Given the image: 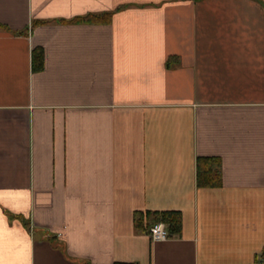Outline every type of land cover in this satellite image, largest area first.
Returning <instances> with one entry per match:
<instances>
[{"label": "crops", "instance_id": "obj_1", "mask_svg": "<svg viewBox=\"0 0 264 264\" xmlns=\"http://www.w3.org/2000/svg\"><path fill=\"white\" fill-rule=\"evenodd\" d=\"M0 24V264L259 263L264 0H0Z\"/></svg>", "mask_w": 264, "mask_h": 264}, {"label": "trees", "instance_id": "obj_2", "mask_svg": "<svg viewBox=\"0 0 264 264\" xmlns=\"http://www.w3.org/2000/svg\"><path fill=\"white\" fill-rule=\"evenodd\" d=\"M259 1V0H258ZM111 13L87 14L74 20L87 22H104L110 20ZM0 28H8L0 24ZM20 33V31H19ZM34 66L41 69L43 67V51L40 48L34 50ZM198 183L202 186H220L222 184V160L218 156H200L198 159ZM154 217L150 226L162 221L166 223L169 236L179 233L182 227V215L178 210H167L161 212H150ZM150 228V227H149ZM261 260L264 262V248L261 252ZM122 264V263H121ZM130 264V263H123Z\"/></svg>", "mask_w": 264, "mask_h": 264}, {"label": "built area", "instance_id": "obj_3", "mask_svg": "<svg viewBox=\"0 0 264 264\" xmlns=\"http://www.w3.org/2000/svg\"><path fill=\"white\" fill-rule=\"evenodd\" d=\"M149 234L154 240H162L169 237V232L166 223L159 221L149 228ZM258 264H264L262 260Z\"/></svg>", "mask_w": 264, "mask_h": 264}]
</instances>
